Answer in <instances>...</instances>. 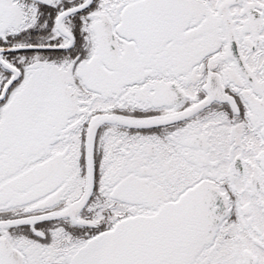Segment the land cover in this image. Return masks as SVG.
I'll return each mask as SVG.
<instances>
[{
    "label": "flooded vegetation",
    "instance_id": "flooded-vegetation-1",
    "mask_svg": "<svg viewBox=\"0 0 264 264\" xmlns=\"http://www.w3.org/2000/svg\"><path fill=\"white\" fill-rule=\"evenodd\" d=\"M87 1L0 0V264H70L101 214L159 213L184 230L161 264H264V0L58 24Z\"/></svg>",
    "mask_w": 264,
    "mask_h": 264
},
{
    "label": "water",
    "instance_id": "water-1",
    "mask_svg": "<svg viewBox=\"0 0 264 264\" xmlns=\"http://www.w3.org/2000/svg\"><path fill=\"white\" fill-rule=\"evenodd\" d=\"M165 221L161 214L124 219L88 241L70 264H161L180 244L181 237L178 222Z\"/></svg>",
    "mask_w": 264,
    "mask_h": 264
},
{
    "label": "rangeland",
    "instance_id": "rangeland-1",
    "mask_svg": "<svg viewBox=\"0 0 264 264\" xmlns=\"http://www.w3.org/2000/svg\"><path fill=\"white\" fill-rule=\"evenodd\" d=\"M181 6H182V14H183V16H185L186 20H193L194 17L191 16L190 14H195V13H196V12H195L196 7L193 6V5H191V6H190V5H186L184 2H182ZM181 17H182V16H181ZM186 52H187V53L184 55V61L187 60V57H189V55H192L191 52H188V51H186ZM151 192H153V193L155 194V193H158L159 190L156 189V188H154V187H152ZM159 193H160V192H159ZM110 216H113V215H109V217H108L107 214H101V232L104 231V230H106L107 227H106L105 225H103V224H105V222H106L108 219L111 218ZM40 256H41V255H40ZM38 259H39V258H38Z\"/></svg>",
    "mask_w": 264,
    "mask_h": 264
}]
</instances>
